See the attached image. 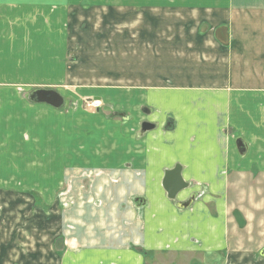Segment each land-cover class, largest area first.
<instances>
[{
	"label": "crops",
	"instance_id": "crops-1",
	"mask_svg": "<svg viewBox=\"0 0 264 264\" xmlns=\"http://www.w3.org/2000/svg\"><path fill=\"white\" fill-rule=\"evenodd\" d=\"M96 6L106 9L98 16ZM95 82L117 85L97 89L109 91L104 100L135 117L140 130L145 121L156 128L142 135L118 119L97 127L100 140L93 128L92 153L72 157L120 169L118 182L95 186L92 195L105 204L87 207V221L79 208L73 212L78 234L70 248L51 242L49 264L242 260L225 255L234 244L228 191L244 174L264 178V0H0V121L27 120L17 104L31 105L35 89L54 88L79 104L93 95ZM239 138L248 145L247 163ZM176 164L190 184L188 198L197 193L187 209L163 187ZM14 259L12 235L0 242V264Z\"/></svg>",
	"mask_w": 264,
	"mask_h": 264
},
{
	"label": "rangeland",
	"instance_id": "rangeland-1",
	"mask_svg": "<svg viewBox=\"0 0 264 264\" xmlns=\"http://www.w3.org/2000/svg\"><path fill=\"white\" fill-rule=\"evenodd\" d=\"M105 9L96 6L94 11L99 16ZM110 26L119 27L113 23ZM94 86V91H90L93 95L77 100L79 104L67 101L66 106L58 110L46 104L18 103L17 107L27 112V120L12 116L11 123L0 121V242L14 235V264H42L40 258L52 263L51 242L56 239L70 248L72 238L78 234L71 219L73 212L77 215L79 208V218L87 221L89 216L84 212L87 207L105 204L102 196L92 195L95 186L100 180L108 183L107 188L118 182L120 169L85 166L81 154L72 157L78 150L79 153L92 151L89 146L93 144V132L97 131V140L104 135L97 127L113 124L118 119L127 121L135 130L139 127L135 117L125 116L118 105L104 100L109 91L97 89L117 85L95 82ZM39 113L40 119L35 122ZM77 113L83 116H76ZM241 158L247 163L245 157ZM252 176L248 178L244 174L230 183L235 195L232 189L228 191L232 198L228 203V220L234 244L225 255L243 257L229 264H244V257L250 258L252 264H264V257L260 255L264 249V178ZM231 177L235 178L236 174ZM187 192L184 191L182 200L188 199ZM192 195L193 191L190 197ZM129 203L134 206L133 201ZM215 206V202L209 205L211 213ZM124 212L120 210L117 215ZM80 227L82 232L86 230V224ZM111 228L113 226H108L109 233Z\"/></svg>",
	"mask_w": 264,
	"mask_h": 264
},
{
	"label": "water",
	"instance_id": "water-1",
	"mask_svg": "<svg viewBox=\"0 0 264 264\" xmlns=\"http://www.w3.org/2000/svg\"><path fill=\"white\" fill-rule=\"evenodd\" d=\"M28 99L33 103L38 104H47L52 106L55 109L61 110L66 106L65 97L54 88H38L30 92ZM149 111V110H148ZM173 123L169 121L167 128H172ZM156 128V124L145 121L141 125V134H145L148 131H151ZM238 152L241 156L246 155L248 151L247 143L239 138L236 141ZM163 187L167 192L168 198L176 201V206L180 209L190 208L195 200L197 199V193H193L191 197L186 201H179L178 198L182 192L189 189L190 184L186 182L182 176V168L180 165H177L174 169L167 170L165 172V177L163 179ZM135 203L138 207H141L145 204L143 198L138 197L135 199ZM261 255L264 256V249L261 251Z\"/></svg>",
	"mask_w": 264,
	"mask_h": 264
}]
</instances>
